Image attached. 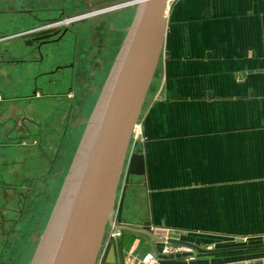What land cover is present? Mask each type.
I'll use <instances>...</instances> for the list:
<instances>
[{"label":"crops","instance_id":"crops-1","mask_svg":"<svg viewBox=\"0 0 264 264\" xmlns=\"http://www.w3.org/2000/svg\"><path fill=\"white\" fill-rule=\"evenodd\" d=\"M3 1L8 7L0 8V128H5L0 132V188L9 189V196L22 188L42 193L45 117L61 107L65 92L71 93L70 107L76 94L80 110L95 108L137 5L132 0ZM98 9L86 20L68 21L56 43L41 47V60L36 43H28V33L44 21ZM67 64L72 67L48 73ZM73 138L71 131L68 139ZM132 153L142 155L144 172L130 174L126 183V161L116 224L149 221V229H165L204 248L263 241L264 0L166 3L161 52L127 157ZM35 195L34 201L25 197L8 236L28 235L29 210L43 212L44 195ZM0 222L1 233L6 220ZM12 244L1 252V262L11 257ZM166 246L120 230L105 264H150L145 260L149 251L157 257L151 264H264V247L200 254L183 246L163 253ZM15 248L17 261L26 245ZM241 254L247 257L235 261Z\"/></svg>","mask_w":264,"mask_h":264},{"label":"water","instance_id":"water-1","mask_svg":"<svg viewBox=\"0 0 264 264\" xmlns=\"http://www.w3.org/2000/svg\"><path fill=\"white\" fill-rule=\"evenodd\" d=\"M168 1L170 0L130 1L137 5L133 24L94 108L49 224L50 229H53L64 209L67 191L75 183L50 264H96L99 253V264H105L107 255L115 245V239L110 238L103 251H100L106 226L141 233L167 246H183L200 254L264 247L263 239L257 244L204 248L182 240L178 234L165 229L151 230L149 221L130 226L114 222V201L126 161V183L130 174L140 175L144 172L142 155L132 153L127 157V152L133 127L161 52ZM115 6L117 7H111ZM101 10L69 20H86L88 15ZM57 32L52 27L36 28L28 33V43L43 41ZM75 176L76 180H72ZM120 214L121 206L117 210V222L120 221ZM236 242L240 243L241 239ZM45 243L44 240L41 242L30 264L34 263L41 249L45 253ZM254 264H262V261Z\"/></svg>","mask_w":264,"mask_h":264},{"label":"rangeland","instance_id":"rangeland-1","mask_svg":"<svg viewBox=\"0 0 264 264\" xmlns=\"http://www.w3.org/2000/svg\"><path fill=\"white\" fill-rule=\"evenodd\" d=\"M13 1H18V0H13ZM13 5H16V4L13 3ZM3 7H8V6H6V3L3 0H0V8H3ZM80 15H84V14H80ZM64 16H62L61 21L67 20V19L79 16V15H74V16L72 15V16H66V17ZM65 93H63V96L60 95L62 98L60 100L61 107L55 111L56 113L52 117L48 116V117H45L44 119V129H43L44 156H43V175L41 176V178H43L42 193L44 195V198H43L44 206L42 207L43 212H39V213H36L37 207L36 208L32 207L31 210H29L28 208V210L32 212L31 214L33 217V223L31 224L28 230V235L26 237L17 238L14 236V234L13 236H8V233L12 230V226H14V224L17 223V220L20 217L21 211L23 212L24 210V205L26 203L25 197H28L29 199L32 196V201H34L36 200V195L34 197V194L38 193V195L41 196L42 193L40 191H36L35 187H34L35 190L29 189V188L25 190L24 188H22L20 190L13 189L12 196H9L8 195L9 189L4 190L0 188V203H1L0 220L1 219L6 220L5 228L0 233V255H1V252L4 250V248H6V245H8V242L15 243V245L12 244L11 257L7 256L8 258L3 260V262H1L2 261L1 260L0 264H21L25 256H27V260L25 259L23 264H30L41 242L43 240L46 242L49 240L48 244L45 246V249H44L45 253H44L43 261H42V263L44 262L47 263V260H48V257L51 251L50 249L53 245L52 237L56 236V233L58 232V229L64 219L65 211H62L61 215L57 219V223L54 225V229H52L50 233V227H49L50 221L52 220L53 214L55 212V208L58 205V201L61 196L62 189L69 177L71 165L77 154L79 146L81 145V141L85 135V131L87 130L88 123L91 119L92 113L94 112V108L93 110H80L79 109L80 103L78 101L80 95L77 96L76 94L74 96V98L76 97L75 101L72 107H70L68 103V99L70 98L71 93L69 92H65ZM98 97L100 98V95ZM20 128L22 129L23 127L21 126L19 127V125H17V129L19 130ZM3 129L5 128H0V132H2ZM71 131H73L74 133L73 141H70L68 139V135ZM131 137H132V134H131ZM66 139L68 140V142H66ZM39 141L40 140H38V142ZM22 142L28 143V145H30L29 143L30 141L26 142L24 140ZM121 184H122V179H120L119 184L117 186L116 197L114 201L115 212L117 208V202H118V196L120 193ZM73 185L72 187L69 188L70 192L74 191ZM72 194L73 192L69 194L67 193L66 200L70 201ZM39 217H41L40 227L39 226L36 227L37 224L39 225V220H37ZM9 219H11V221ZM114 220H116V216L114 217ZM0 224L2 223L0 222ZM111 230L112 229L109 226H106L105 234L103 237V243H102L101 250H100L101 252L104 249V245L106 241L108 240V236ZM50 234H53V235H50ZM50 239H52V242L50 241ZM24 244L26 245V248H27V255H26V248H25L23 253H21L20 255L21 259H18L16 261L17 252L15 250L16 249L15 246L18 247V250H20ZM190 251L191 253H193L192 250ZM241 255L242 256L240 257L237 256L238 258L235 256L234 257L235 261H239L247 257V254H241ZM18 258L20 257L18 256ZM99 258H100V253L97 258V263H98Z\"/></svg>","mask_w":264,"mask_h":264},{"label":"flooded vegetation","instance_id":"flooded-vegetation-1","mask_svg":"<svg viewBox=\"0 0 264 264\" xmlns=\"http://www.w3.org/2000/svg\"><path fill=\"white\" fill-rule=\"evenodd\" d=\"M61 18H62V15L43 22L42 27H52V28H54L55 31L56 30L58 31L55 35H53V36H51V37H49L43 41H33L36 43L35 50L37 51L38 58L40 60L42 58L41 47L44 45L50 44V43H56L59 40V38L67 31L68 27H67L66 23L65 24H59V22L61 21ZM54 23H58V24L51 26ZM33 42H31L30 45L33 44ZM71 67H72V64L57 65L52 71H50L48 73H55L57 71H61L63 69H69ZM45 74H47V73H45Z\"/></svg>","mask_w":264,"mask_h":264},{"label":"bare ground","instance_id":"bare-ground-1","mask_svg":"<svg viewBox=\"0 0 264 264\" xmlns=\"http://www.w3.org/2000/svg\"><path fill=\"white\" fill-rule=\"evenodd\" d=\"M84 153H85V150H84ZM84 156H85V154H84ZM85 158V157H84ZM79 173V172H78ZM76 176L74 177V178H72V180H76ZM73 187H75V183H74V185H73ZM73 191H69V189H68V191H67V193L69 194V193H72ZM68 205H69V201L68 200H66L65 199V202H64V210L63 211H65V215H66V212H67V209H68ZM61 227H62V225H60V227H59V229H58V232L56 233V236H54V237H52L53 238V245H52V247H51V251H50V255H49V257H48V260H47V263L46 262H44V263H42V260H43V255H44V251L41 249L39 252H38V254L36 255V259H35V261H34V263L33 264H50V262H51V260H52V254H53V251H55V246H56V244H57V241H58V238H59V234H60V230H61ZM53 229H54V227H53ZM51 231H52V228L50 229V233H51ZM50 235H53V234H50ZM50 241L52 242V239H50ZM48 242H49V240L44 244V246L43 247H45L47 244H48ZM35 255V254H34Z\"/></svg>","mask_w":264,"mask_h":264},{"label":"built area","instance_id":"built-area-1","mask_svg":"<svg viewBox=\"0 0 264 264\" xmlns=\"http://www.w3.org/2000/svg\"><path fill=\"white\" fill-rule=\"evenodd\" d=\"M68 21H70L69 19H67V20H62V21H60L59 22V24H65V23H67ZM58 23H54V24H52L51 26H54V25H57ZM49 26V25H48ZM134 127H135V125H134ZM134 127H133V129H134ZM132 132H133V130H132ZM151 230H153V229H151ZM120 235V230H115V229H112L111 230V232H110V234H109V236H108V239H110V238H117L118 236ZM169 248H170V246H166V247H164L163 249H162V252L163 253H167V252H169ZM156 259H157V257H156V254H155V252H153V251H149L147 254H146V256H145V260L148 262V263H154L155 261H156Z\"/></svg>","mask_w":264,"mask_h":264}]
</instances>
